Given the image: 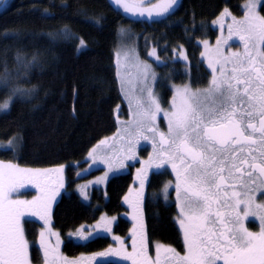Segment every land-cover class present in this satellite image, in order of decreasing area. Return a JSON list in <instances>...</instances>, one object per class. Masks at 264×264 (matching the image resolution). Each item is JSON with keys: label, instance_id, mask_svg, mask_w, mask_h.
<instances>
[{"label": "trees", "instance_id": "1", "mask_svg": "<svg viewBox=\"0 0 264 264\" xmlns=\"http://www.w3.org/2000/svg\"><path fill=\"white\" fill-rule=\"evenodd\" d=\"M133 1L153 6L164 2ZM245 1L180 0L167 15L143 20L123 14L110 0H0L5 4L0 10V103L9 98L12 87L31 90L27 96H17L9 110H0V165L65 166L64 192L52 212L53 226L64 238L65 255L92 254L113 245L109 236L86 242L67 237L102 214L118 217L115 234L128 237L132 229L123 197L134 181V166L111 177L105 189L93 188L89 202L74 191L78 181L102 170L87 160L88 154L129 114L115 63L121 31L130 33L141 59L149 60L151 49L157 50L161 63L155 66L156 90L163 106L169 107L173 85L208 86L213 74L202 57L200 41L214 42L219 32L212 21L226 8L243 16ZM259 12L264 16V8ZM81 39L86 48L77 51ZM180 47L186 50L187 63L175 59ZM17 136L22 137L18 148L5 145ZM147 149L141 150L142 155ZM173 179L168 170L151 174L146 230L150 243L183 251L177 204L173 197L167 201L161 195ZM23 225L31 264H43L37 244L40 223L27 218Z\"/></svg>", "mask_w": 264, "mask_h": 264}, {"label": "snow or ice", "instance_id": "2", "mask_svg": "<svg viewBox=\"0 0 264 264\" xmlns=\"http://www.w3.org/2000/svg\"><path fill=\"white\" fill-rule=\"evenodd\" d=\"M114 2L123 4L128 12L140 11L124 0ZM176 4L177 0H164L143 12L150 17L153 13L164 15ZM243 7L246 9L243 20L231 17L227 9L222 15L231 17L236 25L235 28L228 25L229 39L235 34L244 41V52L210 60L213 75L208 86L203 89H193L190 84L177 87L170 111L161 108L158 95L153 91L157 77L152 67L139 62L131 50L122 53V83L132 90L131 68L139 85L140 95L135 98L138 109L135 135L148 140L144 135L148 132L153 143L158 142L160 146L155 162L151 157L145 162L147 168L171 165L176 172L177 195L183 194L179 223L184 227L187 254L179 256L174 249H164L176 257L177 264H217L218 260H223L224 264H264V203L258 204L255 199L256 193H264V51L255 50L257 42L264 44V16L257 10L264 8V0H247ZM220 43L218 40L217 44ZM80 48H86L82 39L77 51ZM150 55L159 59L155 48ZM184 59L186 61L187 57ZM226 65H231L227 71ZM4 83H9L7 78ZM30 91L12 87L9 98L0 103V110H9L17 96H27ZM160 115L167 121V133L157 129ZM21 141V136L14 137L9 145L18 148ZM105 143L106 140L101 141ZM136 158L134 153L128 156L129 160ZM108 166L112 171V165ZM123 166L121 163L120 167ZM54 171L59 174L63 168ZM46 175L48 171L0 165V264H30L20 218L25 212H31L47 222L49 203L58 193L31 203L12 200L10 196L23 187L25 181L36 183L38 177ZM107 175L105 173L100 180H106ZM138 178L142 189L144 177ZM134 210L137 215L133 218L140 222L139 209ZM250 216L259 217L258 233L245 227L244 222ZM114 219L101 218L102 222L95 227L111 232ZM75 235L87 241L92 233L86 236L81 231ZM40 237L46 264H57L55 256L48 260L50 251L44 244L43 232ZM141 243L143 245V233ZM121 254L132 259L133 264H147L146 257L143 261L136 259L135 246L132 253L110 249L98 255Z\"/></svg>", "mask_w": 264, "mask_h": 264}, {"label": "rangeland", "instance_id": "3", "mask_svg": "<svg viewBox=\"0 0 264 264\" xmlns=\"http://www.w3.org/2000/svg\"><path fill=\"white\" fill-rule=\"evenodd\" d=\"M179 1L180 0H177V4L174 5L172 9H174L178 5ZM110 2L113 4L115 8L120 10L123 14L127 16H131L135 19L154 20V19H158V18H161L167 15L172 10L171 9L168 13L164 15H156L155 13H153V15L150 17L148 16L147 12H143V10L146 8H152L153 5H145V3L144 4L137 3L133 0H124V3H127L129 6H133L140 10V11L128 12L124 9L123 4H116L114 0H110ZM246 3H247V0L243 3V6ZM4 6L5 4L2 3L0 5V10ZM243 9H244V14L241 17H236L230 12L229 9L227 10L231 13V17H235L236 20H243L246 15V9L244 7ZM259 9L260 8L257 9L258 12H259ZM224 10L219 15V17L215 18L212 21V26L216 28L219 32L218 38L214 42H211L209 40L200 41V45L202 46V57L206 65L208 66V68L211 70V72H212V69L209 64L210 60L216 61L217 59H220L222 56H229L233 52L242 53V44H241V41H237L234 38L236 35L233 34L232 37L229 39L228 25H232L233 28H235L236 25L233 24V20L231 19V17H225L222 15ZM141 12H143V15L140 14ZM217 21H219V23H217ZM218 40L221 41L219 45L217 44ZM205 41L207 42L206 45L204 43ZM256 47L258 49L263 48V51H264V44L257 42ZM153 49L154 47L151 49L150 53L152 52ZM129 50L135 53L139 62L146 63L152 67V69L156 73V77H157L156 82L158 80L159 74L155 66L161 63V59L158 55L157 50L155 49L156 56L159 57L158 60L155 57H152L150 54H149V60L141 59L137 51V46L135 42L133 41L130 33L125 30H122L119 46L116 50L115 63H116L117 75H118L120 88H121L124 100L129 108V117L120 118L117 131L105 139L107 143L101 144V142H99L97 145H95L91 149V151L88 154L87 160H89L91 163H93L97 167L102 168V170H100L99 172L93 175H90L89 177H85L82 180L78 181L74 186V191H76L85 202H89L90 193L93 188L97 187V188L105 189L111 177L117 174L126 173L131 170V166H134V169H133L134 181L131 187L129 188L128 193L124 195L123 203L128 209L127 214L132 222V229L130 232V236H132L136 240L138 237V231L140 229L138 225L141 226L142 217L139 211L140 222L134 219L133 217L137 215V212L134 209L137 208L139 198L144 195L143 190L140 187V179L138 177H141V176L144 177V185H145V175L146 174H147L146 175V178H147L150 172H161V171H164L165 169H168L167 168L168 166L165 165L164 167H161V168H155V167L147 168V165L145 162L149 161L150 157L155 162L156 154H155L154 146L151 144L152 142H150L149 140L142 141L135 135L134 122L138 118V109L136 107L135 98L139 96L140 93L138 91L139 85L135 82V79H134V70L129 68V71L132 73V76H133L132 90H129L127 84L122 83V75L124 71L122 53L125 51H129ZM185 56L187 57V54H186V50L183 47H180L175 52V59L187 63L188 57H187V60L185 61L184 59ZM217 67L219 66L217 65ZM156 82L153 85V91L157 93L158 98H159V94L156 90ZM182 86L183 85H173L172 86L174 90L173 97L176 95L175 89L177 87H182ZM159 102H161L160 98H159ZM5 145L8 147L10 146L9 143H6ZM129 148H131V152L129 151ZM143 149L148 150L146 155H142L141 150ZM133 153L135 154L137 158L129 160L128 156L132 155ZM105 160L108 161V163H104L103 161ZM121 163H123L124 165L123 167H120ZM109 164L112 165V171H109V166H108ZM3 166H7V164ZM19 167L30 169V170H40L42 172L48 171V175L38 177L36 183H28L27 181H25L24 186L21 188H18L16 192L12 193L10 196V199L21 200V201H26L28 203H31L32 201H43L47 199L49 196H51L53 192L58 193L49 203L48 213H47L48 215L47 222L41 219L40 216L33 215L31 212H25L24 215H22L20 218V226L22 229V235H23V238L27 241V245H28V259L30 261V264H31V259L29 257L30 244L26 237L23 222H24V219L30 218L31 216H33L32 218L35 217L34 219H36L41 225L37 244L40 247L42 254H43L44 246L41 245L40 243L41 241L40 233L43 232L44 233V244L47 245L50 251L48 260H51L52 257L55 256L57 264H95L100 259L102 260V262L115 261L121 264H126L125 262H123L126 257L123 254L119 256L117 255H108V256L98 255L99 253L107 252L110 249H114V250L119 249L122 251V253L130 252L131 250H133V244L131 242L130 244L132 247H130L127 237H123V236H120L114 233V225L118 219L116 215L102 214L95 223L85 224L81 226L80 228L67 234L68 238L76 242H86L85 240H82L75 235L76 233L81 232V231L86 236L89 235V233H92V236L89 240L99 237V236H109L112 239L113 245H111L109 248L99 250L92 254H82L76 257H69L65 255L62 251L64 238L61 235V233L57 229L54 228L53 221H52L53 209L56 203L58 202L59 198L61 197L62 193L64 192V182H63L64 179H63L62 173L64 172L65 166H61L63 168V171L62 173H59V174L56 171H54L55 169H58V167H51V168H29V167H23V166H19ZM145 169H147V171H142ZM105 173L108 174L107 179L100 180V178H103L105 176ZM60 183L63 184V187L59 186ZM170 190H171L170 183H168L165 185L164 190L161 193L162 196L166 200H170L168 197V192ZM30 191L32 192V194H27V192H30ZM126 197L127 199H125ZM174 197H175L174 200L177 204L178 210L181 213L180 209H181L182 198L180 196H176V194L174 195ZM101 218H106L109 220H111L112 218H115L113 223L111 224V229H112L111 232H106V231H103L102 229H97L95 227V225L102 222ZM156 246L158 250L157 254L159 255V257L166 256L164 249L170 248V247L158 244L157 242H156ZM43 258H44V255H43ZM106 259H109V260H106ZM43 264H46L45 258H44Z\"/></svg>", "mask_w": 264, "mask_h": 264}, {"label": "flooded vegetation", "instance_id": "4", "mask_svg": "<svg viewBox=\"0 0 264 264\" xmlns=\"http://www.w3.org/2000/svg\"><path fill=\"white\" fill-rule=\"evenodd\" d=\"M234 38L237 41H241L242 53H243L244 52V41L240 40L238 36H235ZM250 47H251V45H250ZM255 50L256 51H263V48H259L258 49L256 47ZM230 66L231 65H226L225 66V70L227 71V69ZM160 105H161V108L163 110H165V111H170L171 110L170 106L169 107H164L161 102H160ZM156 126H157L158 131H162V132L167 133V121L162 115H160L157 118ZM144 135L149 137L148 140L150 142H152L151 144L154 146L155 154L157 155V153L160 151L159 143L158 142L155 143V144L153 143V137H152V135L150 133L145 132ZM138 138L141 139L142 141H145L144 139H142L140 137H138ZM167 166H168L167 167L168 169H165V170L170 171L173 174V178H174L173 181L169 182L171 190L168 192V195L170 194L169 196H171V198H172L175 194H176V196H178L176 188H175V185L177 183L176 172H175L174 169L171 168V165H167ZM152 173L153 172H150L148 174L147 178H146L147 174L145 175V185H144V188H142L144 195L139 198L138 205H137V208L139 209L140 215L142 217L141 218V222H142L143 227L138 225V227H140V229L138 231V237H137L136 240H134L132 242L133 246H135L136 253L138 254L136 256V259L143 261L145 259V257H146L147 258V264H177L176 257L172 253L164 251L166 256L159 257V255L157 254L158 250H157L156 244L155 243H153V244L150 243L149 238L147 236V230H146V228H147V226H146L147 218H146V213H145V204H146V198H147V194H148L149 180H150V176H151ZM164 187H163L162 190H164ZM182 196H183V194L181 193L180 197L182 198ZM174 198L175 197H173V199ZM255 199H256V203H258V204L259 203H264V193H256ZM180 219H181V213H180ZM244 223H245V227L250 232L258 233L260 231V221H259V217L258 216H250L247 220H245ZM181 229H182V232H183L184 250L183 251H179V250L174 249L172 247H170V248L174 249L175 253L179 254V256H184V255L187 254V241H186L185 234H184V227L181 226ZM141 233H143V245L141 243ZM130 247H132L131 244H130ZM132 252H133V250H131L130 252H125V253H132ZM100 260H98L95 264L102 263V260L101 261ZM106 260H109V259H106ZM124 262L126 264H133V260L132 259H128L126 257H125ZM217 264H224V261L223 260H218Z\"/></svg>", "mask_w": 264, "mask_h": 264}]
</instances>
